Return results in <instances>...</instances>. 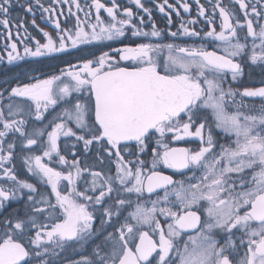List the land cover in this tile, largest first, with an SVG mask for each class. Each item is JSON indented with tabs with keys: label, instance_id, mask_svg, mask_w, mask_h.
<instances>
[{
	"label": "snow or ice",
	"instance_id": "obj_1",
	"mask_svg": "<svg viewBox=\"0 0 264 264\" xmlns=\"http://www.w3.org/2000/svg\"><path fill=\"white\" fill-rule=\"evenodd\" d=\"M177 2L185 13L190 11L186 0ZM208 2L212 16L195 0L198 17L208 22L203 37L184 23L178 32L168 33L203 41L182 46L162 42V31L142 0L131 3L147 15L150 31L143 16L129 7L121 13L115 0L110 7L92 0L95 22L81 21L80 3L70 0L77 11L70 8L65 21L76 17L74 27H62L53 19L54 9L34 0L56 34L40 29L43 42L34 40V50L25 46L24 56L9 43V63L71 55L70 49L126 39L129 33L145 39L120 48L109 44L115 56L93 53L78 66L69 63L70 70L59 75L0 90V181L5 182L0 184V209L26 195L22 209L0 217V264H56L60 253L85 244L90 254L69 264H264V87L223 86L229 76L240 81L246 65L264 70V0ZM164 5L180 15L167 0ZM164 5L157 7L171 25ZM232 5H238L242 21ZM19 6L35 13L28 0ZM14 7L13 0H0L5 29ZM216 12L219 30L214 26ZM230 105L235 111L228 110ZM57 106L60 111L53 115L49 110ZM213 127L228 138L227 144L218 145ZM169 134L174 141H199L198 149L170 147ZM61 137H74L72 147L82 143L85 154L94 152L100 170L81 166L76 152L66 159ZM153 139L157 147L148 161L142 155ZM131 143L135 152H128ZM125 152L135 158L128 159ZM18 155L27 172L50 192L18 177L10 166ZM45 160L68 170H57ZM161 165L186 179L163 174ZM81 179L90 186L78 189ZM90 204L103 211L99 228L94 227Z\"/></svg>",
	"mask_w": 264,
	"mask_h": 264
},
{
	"label": "flooded vegetation",
	"instance_id": "obj_2",
	"mask_svg": "<svg viewBox=\"0 0 264 264\" xmlns=\"http://www.w3.org/2000/svg\"><path fill=\"white\" fill-rule=\"evenodd\" d=\"M78 2L81 5L82 11L78 13L79 19L81 21L85 19H91L92 22H95V16L96 11L94 8H90V5L92 4V0H78ZM102 3H104L106 6H111L113 3V0H101ZM186 2L190 5V11L188 13H185L182 8H180L177 0H167V3L172 5L175 9H177L180 13L179 16H177L176 11H173L172 8H169L167 5H164V0H142V3L145 7L150 9L151 11V17L152 22H154L157 25V28L162 31V42L164 43H176L180 44L182 46H189V45H199L203 41L199 37H187L178 35L177 37L173 38L168 35L170 31H179L181 23L186 24L190 29H194L195 31L200 33V37H203L204 33L209 30L208 22L206 17L201 18L198 17L197 12V6L195 3V0H186ZM253 3H255V0H252ZM24 0H13V4L16 5L10 13V28L5 29L2 25H0V90L3 89H10V87L17 86V84H25V83H32L35 82L36 79H47L50 78L53 75H59L61 73V70H70L69 69V63L73 65H79L83 58H93L92 54L95 53L96 55H99L101 51H107L110 53V55L115 56V53H112L111 48L108 47L110 44L114 48H120L123 47L125 44H130L134 46V41L140 40L144 41L145 38H132L130 33L128 34L127 38H122V40L117 41H111L106 42L105 44H96V45H81L79 49H70L71 55L68 53L63 54H54L52 56H44V57H38V58H32V57H25V59L14 61L12 63L8 62V53L11 51L10 48L7 47L9 43H15L17 45V50L21 56H24V47L28 46L35 49V43L34 40L38 39L43 42V36L40 29H43L44 31H48L51 35L55 36V29L51 23L48 21V14L43 13L42 9L35 7L34 0H28V3H32L35 7V13H27L24 11L23 7H20V4H23ZM41 3L48 8L55 10V15L53 16L54 20H59L62 27L68 26V27H74L76 17H71L70 21L66 23L65 17L69 14V9L71 8L72 12H76V8L71 5L70 0L69 3H65L64 0H59V3H53V0H41ZM115 3L119 5L121 13L125 7H129L133 10L134 13L137 14V17L143 16L145 19V30L150 31L151 30V23L148 21L147 15L140 9H137L134 4L131 3V0H115ZM223 4H230L231 0H222ZM158 4L165 6V11L171 16L172 24L169 25L168 23V16H165L163 13L159 11V8L157 7ZM200 4L203 5L206 8V15L212 16L213 15V7L211 4H209L208 0H200ZM27 5L25 4V7ZM232 8L236 12L237 16L240 18V20H243V13L239 11L238 5H232ZM90 16L86 17L85 13H89ZM101 14L104 19H107V16L103 11H101ZM195 19L197 21L196 24H189L188 21ZM255 19V18H254ZM33 20H35V25H33ZM214 20V26L217 30H219L220 26V20H219V13L216 12L215 16L213 17ZM139 20L137 19V23ZM23 23V28H17V24ZM25 29H27V33L25 32ZM11 33V38L9 39L8 33ZM246 33L242 32L241 37H243ZM28 36L29 38H25V36ZM146 42V41H145ZM209 50H212L211 47H209ZM219 51V50H218ZM15 55V53H13ZM119 57L116 56V60H118ZM120 64H125L124 61H120ZM225 89L228 87H232L233 89H243L245 87L247 88H258V87H264V70H262L259 67L246 65L245 66V72L244 76L241 78L240 81L232 82L231 77L229 76L227 78V82L223 85ZM74 96L76 94H73ZM86 97H82V101L86 100ZM237 99L239 100V96H237ZM246 102H252V98H245ZM260 101L259 98L255 99V105L256 108L260 107ZM57 110H60V106H57L55 109H50V112H56ZM230 112L235 111L234 106H229L228 109ZM54 112V114H55ZM53 114V115H54ZM47 115V113H46ZM48 119H52V116H48ZM74 128V125H70ZM50 130V129H49ZM221 134V133H220ZM220 138V136H219ZM46 139V137H45ZM228 142V139L225 137L223 138ZM75 142L74 137L65 138L61 137L59 141L61 154L65 155L66 159L71 160L73 159V152L77 153V159L80 160L81 166L88 164L90 166L94 165L95 170H100V165L98 162L95 161V153L90 152L85 154L82 143H79L76 145L75 148L72 147L73 143ZM166 142L169 144L170 147H177V148H193L198 149L199 141L192 140L191 138H186L184 140L174 141L171 139V134H169L168 139ZM221 144V142H220ZM157 144L155 139H153L148 148V153L146 156L142 155V158H145L148 160V154L149 156L152 155V149L156 148ZM136 145L130 144L128 152H135ZM18 151V150H17ZM128 152H125L124 155L128 159H134L135 157L129 156ZM37 155H42V153L36 152ZM150 161V160H148ZM46 163H49V166H52L56 168L57 170H61L64 172H67V168L60 166L59 164L49 162L45 160ZM14 167L16 174L20 179H25L28 182H32L36 184L38 189L40 191H47L50 192V188H48L46 185L39 184L35 177H32L28 172L27 169L23 165V161L20 159V156H16L13 161V165H10ZM111 169L114 174L115 172V164H111ZM107 170V162L105 165V171ZM162 173H165L167 175H172L174 179L179 180L181 175L180 173H173L172 170L163 168L161 166ZM84 177L87 178L88 181L91 180V177L89 173H84ZM0 184H5L4 181H0ZM66 182H63L61 187L63 188ZM90 186L89 184L85 183V179H81L78 182V189L83 190L85 187ZM91 194V193H89ZM161 195L163 193L161 192ZM26 201V195L23 197V199L12 201L9 205H6L5 209H0V217L7 215L14 210L22 209L23 205ZM90 210H94L95 220L93 221L94 227L99 228L101 227L100 217L103 214L102 209L99 208V206L91 205L90 204ZM104 227H108L107 225H104ZM109 230H111L109 228ZM91 252V248L88 244H85L83 248H79L77 250L68 249L66 252L60 253V256L56 259V264H69L72 260H78L81 258L82 255H89Z\"/></svg>",
	"mask_w": 264,
	"mask_h": 264
},
{
	"label": "rangeland",
	"instance_id": "obj_3",
	"mask_svg": "<svg viewBox=\"0 0 264 264\" xmlns=\"http://www.w3.org/2000/svg\"><path fill=\"white\" fill-rule=\"evenodd\" d=\"M258 109V108H257ZM58 111H60V110H57L56 112H58ZM55 112V111H54ZM54 112H52L53 114H54ZM55 112V113H56ZM232 112V111H231ZM209 119H211V117L209 116ZM213 131H214V133H216V136H217V140H218V145L220 144V142H221V144H227L228 142L226 141V140H224L223 138H224V134L223 133H221L220 134V132L218 131V130H216L214 127H213ZM219 136H220V138H219ZM226 139H228V138H226ZM216 151H219V147H217V149H216ZM37 152H39V151H37ZM39 153H42V152H39ZM148 153V152H147ZM36 154V153H35ZM20 159L22 160V157L20 156ZM148 160H151V156H149V154H148ZM23 161V160H22ZM162 166V165H161ZM188 175H191V172H189L188 173ZM197 175H199V172H197ZM180 179H186V177L185 176H182L181 178H179V180ZM161 219H163V218H161Z\"/></svg>",
	"mask_w": 264,
	"mask_h": 264
}]
</instances>
